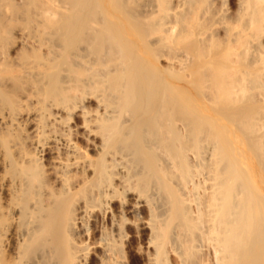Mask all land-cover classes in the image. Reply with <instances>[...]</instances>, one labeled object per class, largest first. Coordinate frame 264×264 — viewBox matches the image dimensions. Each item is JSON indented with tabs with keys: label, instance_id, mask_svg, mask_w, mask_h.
Listing matches in <instances>:
<instances>
[{
	"label": "bare ground",
	"instance_id": "1",
	"mask_svg": "<svg viewBox=\"0 0 264 264\" xmlns=\"http://www.w3.org/2000/svg\"><path fill=\"white\" fill-rule=\"evenodd\" d=\"M213 1L0 0V264H264V0Z\"/></svg>",
	"mask_w": 264,
	"mask_h": 264
},
{
	"label": "rangeland",
	"instance_id": "2",
	"mask_svg": "<svg viewBox=\"0 0 264 264\" xmlns=\"http://www.w3.org/2000/svg\"><path fill=\"white\" fill-rule=\"evenodd\" d=\"M211 1H213V0H211ZM214 2V3H213ZM212 2V4H213V6H214V8L217 10V11H220V12H222V14L225 16V17H227V18H231V21L232 22H235L236 21V15H237V11H238V2H237V0H214ZM215 27V26H214ZM216 28V27H215ZM222 33L223 32H220L219 33V36L222 38V37H224V35H222ZM180 54V53H179ZM144 228H145V230H146V232H144L145 234L146 233H149V232H147L148 230L146 229V226H144ZM144 230V231H145ZM148 235V234H147ZM131 236V234L129 235V237ZM128 237V238H129ZM147 239H146V241H145V243L142 245V251L144 252V254H143V252L141 253V255H147L148 256V252L147 251H149V253L151 252V249L149 248L148 249V245H147V241H148V237H146ZM93 251H95V250H93ZM135 251H137V249L135 250ZM95 253V252H94ZM98 253H100V250H98ZM146 253V254H145ZM95 255H96V253H95ZM132 257H131V259L130 260H128V262L127 263H129V264H133V261H134V256L133 255H131ZM133 258V259H132ZM131 261V262H130ZM147 264L148 263V260L146 259V262H144L143 264ZM149 264V263H148Z\"/></svg>",
	"mask_w": 264,
	"mask_h": 264
}]
</instances>
